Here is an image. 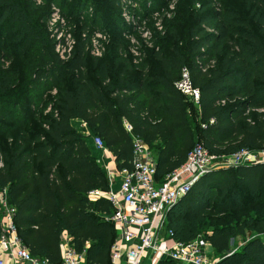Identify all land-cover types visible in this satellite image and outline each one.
Listing matches in <instances>:
<instances>
[{"label":"trees","instance_id":"obj_1","mask_svg":"<svg viewBox=\"0 0 264 264\" xmlns=\"http://www.w3.org/2000/svg\"><path fill=\"white\" fill-rule=\"evenodd\" d=\"M83 1L0 0V189L30 255L51 264L61 261L63 232L84 264H111L117 235L105 219L110 203L87 196L109 182L73 119L103 141L118 170L132 168V140L142 141L158 181L195 144L218 156L264 149V0H178L163 32L151 26L135 41L118 13L111 24L108 0H94L93 17L77 12ZM59 3L75 39L64 58L46 26ZM101 24L108 40L96 56L87 43ZM183 68L197 103L175 87ZM168 230L180 242L203 236L216 264H264V164L199 177L168 211Z\"/></svg>","mask_w":264,"mask_h":264},{"label":"built area","instance_id":"obj_2","mask_svg":"<svg viewBox=\"0 0 264 264\" xmlns=\"http://www.w3.org/2000/svg\"><path fill=\"white\" fill-rule=\"evenodd\" d=\"M61 51L64 56L70 47ZM175 87L192 102H198V89L191 85L185 68ZM125 128L130 130L129 125ZM87 136L94 149L110 153L98 136ZM254 163L264 164V149L241 148L230 155L218 156L202 144H195L184 163L158 181L152 152L142 141L133 138L132 168L116 170L120 178L118 187L94 189L87 194L92 201L107 200L113 209L105 218L117 231L110 247L111 264H143L147 255L155 256L157 262L166 257L177 264H216L218 259L211 255V245L203 236L180 242L172 238L171 230L165 231L167 213L202 175L218 168ZM0 208V264H51L31 256L22 243L14 224L15 208L7 201L6 188L0 189ZM60 259L59 264H84V253L75 251L65 232L61 235Z\"/></svg>","mask_w":264,"mask_h":264},{"label":"rangeland","instance_id":"obj_3","mask_svg":"<svg viewBox=\"0 0 264 264\" xmlns=\"http://www.w3.org/2000/svg\"><path fill=\"white\" fill-rule=\"evenodd\" d=\"M35 1L37 3L41 2V0ZM107 2L114 10L111 24L114 23L118 26L115 19L120 17L122 23L125 24L127 28L131 29L126 35L127 38L135 41V33H137L142 39L146 40L148 34H150V32L152 33V28L156 29L158 32H163L164 19L172 17L178 0H108ZM59 5L61 4H52L50 7V13L46 22L47 30L56 42L55 47L64 50L68 46V48L70 47L71 49L75 41L71 32L73 28L67 22L66 17L61 13ZM82 6L83 7H81L77 12H80L81 15L93 17L96 15V9L100 7V3L94 0H84ZM196 7H199L198 3L196 4ZM145 9H147V12L151 11L149 17L144 16ZM102 14L104 13H98V17L101 20L105 18ZM107 31L108 29L106 28V24L99 25L93 31L94 33H92V37L87 43V49L91 52V54L100 56L103 48L105 47V43L108 40ZM86 33L87 31H85L82 35H85ZM144 43L148 47L152 46L149 41ZM61 50L56 49L60 57L64 58ZM131 50H133V52L136 51L134 49ZM119 181L120 179L118 177L115 178L114 188L118 187ZM240 244L242 243L238 239H236L235 242L231 241L232 247Z\"/></svg>","mask_w":264,"mask_h":264},{"label":"crops","instance_id":"obj_4","mask_svg":"<svg viewBox=\"0 0 264 264\" xmlns=\"http://www.w3.org/2000/svg\"><path fill=\"white\" fill-rule=\"evenodd\" d=\"M72 126L79 132H81L84 135L90 134L87 127L78 119H73L71 121ZM93 147V146H92ZM93 155L99 159L100 164L103 166V168L107 172L108 182H109V189L114 188L115 186V178H119V176L116 173V165L113 159V156L111 153H103L100 152L94 148H92ZM120 179V178H119ZM67 236V235H66ZM209 250L211 255H213L212 247L209 246ZM143 264H157V259L155 256L147 255L143 259Z\"/></svg>","mask_w":264,"mask_h":264}]
</instances>
